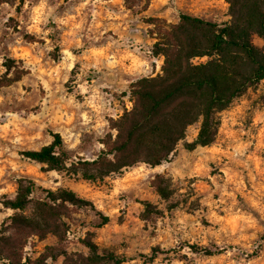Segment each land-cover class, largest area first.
Wrapping results in <instances>:
<instances>
[{
  "label": "rangeland",
  "instance_id": "1",
  "mask_svg": "<svg viewBox=\"0 0 264 264\" xmlns=\"http://www.w3.org/2000/svg\"><path fill=\"white\" fill-rule=\"evenodd\" d=\"M143 3H0V78H17L0 87V224L13 213L2 200L25 177L39 187L33 196H43L40 188L68 187L90 202L65 217L68 252L86 254L81 240L89 237L122 264H264V79L220 111L213 142L185 149L197 133L193 123L171 157L156 166L138 162L91 180L22 154L58 133L66 165L95 158L110 118L131 106L130 83L161 73L162 56L152 53L156 24L175 23L180 12L217 23L230 18L225 0ZM253 42L264 48V38L253 36ZM7 58L13 60L9 71ZM54 242L51 234L32 236L25 254L35 258ZM63 259L58 255L46 264Z\"/></svg>",
  "mask_w": 264,
  "mask_h": 264
},
{
  "label": "trees",
  "instance_id": "2",
  "mask_svg": "<svg viewBox=\"0 0 264 264\" xmlns=\"http://www.w3.org/2000/svg\"><path fill=\"white\" fill-rule=\"evenodd\" d=\"M5 0H0V3ZM147 0H124L127 7ZM230 18L217 23L190 13L180 12L175 23L156 24L154 56H162L161 73L142 76L129 85L131 106L115 119L101 139L103 148L91 160L69 162L61 137L53 134L50 143L38 149L24 150L29 159L49 168L80 172L85 179L97 180L123 168L144 162L151 166L167 161L188 126L198 123L195 138L184 142L185 149L208 145L216 138L219 113L248 87L264 79V48L253 36L264 38V0H225ZM205 57L203 61L195 58ZM13 60L4 62L6 71ZM17 78H0V87ZM157 180V179H156ZM157 192H165L154 180ZM35 182L20 177L12 197L2 204L13 210L0 224V259L9 264H46V259L63 256V264H122L123 259L111 251H99L89 238L82 244L87 253L68 252L65 217L74 206L90 204L68 187L43 189V196H33ZM101 223L108 216L100 214ZM55 237L35 258L25 254L28 239ZM204 253L213 251L204 248Z\"/></svg>",
  "mask_w": 264,
  "mask_h": 264
}]
</instances>
